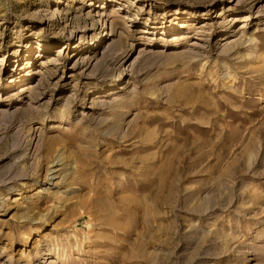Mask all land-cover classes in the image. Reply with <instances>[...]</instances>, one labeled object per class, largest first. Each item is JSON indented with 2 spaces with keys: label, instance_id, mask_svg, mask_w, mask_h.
<instances>
[{
  "label": "rangeland",
  "instance_id": "1",
  "mask_svg": "<svg viewBox=\"0 0 264 264\" xmlns=\"http://www.w3.org/2000/svg\"><path fill=\"white\" fill-rule=\"evenodd\" d=\"M0 264H264V0H0Z\"/></svg>",
  "mask_w": 264,
  "mask_h": 264
},
{
  "label": "bare ground",
  "instance_id": "2",
  "mask_svg": "<svg viewBox=\"0 0 264 264\" xmlns=\"http://www.w3.org/2000/svg\"><path fill=\"white\" fill-rule=\"evenodd\" d=\"M91 4H93V3H91ZM76 47H78V46H76ZM29 54V53H28ZM89 213V212H88ZM86 215H88L87 213H86ZM90 215V214H89Z\"/></svg>",
  "mask_w": 264,
  "mask_h": 264
}]
</instances>
